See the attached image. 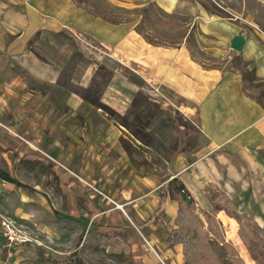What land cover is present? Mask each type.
Listing matches in <instances>:
<instances>
[{"label": "crops", "instance_id": "crops-1", "mask_svg": "<svg viewBox=\"0 0 264 264\" xmlns=\"http://www.w3.org/2000/svg\"><path fill=\"white\" fill-rule=\"evenodd\" d=\"M26 2L21 12H12L0 0L8 15L15 13L8 30L44 31L51 22L72 28L75 44L82 38L108 54L137 74L155 100L175 107L200 130L202 143L182 156L188 166L168 173L167 181L177 178L201 201L209 185L219 187L232 203L244 198L257 206L255 220L264 222V106L244 89L242 72L203 65L187 45L190 30L175 45L154 43L136 23L109 21L90 3ZM11 61L0 54V122L6 126L0 125V215L37 228L43 245L8 249L0 232L3 261L24 264L16 261L22 252L28 264H50L38 260L39 247L61 261L77 252L88 264H112L113 254L121 257L118 264H182V245L167 242L176 228L177 195L165 189L160 167L137 162L124 147L125 140L142 153L139 139L127 137L99 103L86 105L75 93L64 101L29 87L10 70ZM127 86L130 95L139 90ZM123 87L115 90L118 97ZM120 99L102 104L119 111L125 103ZM49 164L50 176L43 171ZM49 178H55L53 195Z\"/></svg>", "mask_w": 264, "mask_h": 264}, {"label": "rangeland", "instance_id": "rangeland-1", "mask_svg": "<svg viewBox=\"0 0 264 264\" xmlns=\"http://www.w3.org/2000/svg\"><path fill=\"white\" fill-rule=\"evenodd\" d=\"M77 1H83V4L90 3L94 9L105 11L103 14L109 21L136 23V29L152 42L175 45L183 42L190 30L191 35L187 45L193 56L206 67H216L224 72L253 69V74L244 83V89L250 96L261 98L264 104V85L261 84L264 83V0ZM1 2L7 3L6 8L12 12H21L20 10L27 5L26 0H1ZM146 7L148 12L144 13L143 9ZM8 13L0 4V54L11 58L10 70L14 74L23 78L29 87L43 93L51 91L52 95L64 101L69 100L72 93L83 98L86 105L104 103V99L117 102L121 101L120 97L123 98L125 103L120 102L124 105L121 110L113 108L115 112L113 114L106 109L103 111L108 112V117L115 120L114 122L127 121L131 128L137 131L143 141H137L142 153L134 149L133 156L155 164L165 174H174L186 169L188 165L182 160V156L189 155L203 139L200 130L187 116L175 107H164L161 102L155 100L152 97L153 91L137 74L108 54L99 52L82 38L78 45L75 44L76 33L72 28L51 22L49 28H45L44 31L36 30L34 27H32L33 31H28L27 27L17 31L8 30L6 23L12 21L15 16V13L13 15ZM210 20L219 22L213 24ZM236 34H243L246 38L240 51L232 48V40ZM68 42H71L74 50L72 46H68ZM63 49L67 54L60 59ZM71 79L82 82L84 86L75 84L73 87L74 83L70 82ZM127 84L138 88V92L130 95ZM121 87H123L122 95L119 94L118 97L115 90ZM122 126L121 129L127 137L133 139L135 136L129 128ZM43 171L50 176L51 164L44 165ZM54 182L55 178H49L47 182L48 188L51 187L48 193L52 195L56 192ZM165 189L176 196L175 188L170 181L166 182ZM211 190V197L226 194L219 187ZM189 193L192 195L191 192ZM206 195V199L202 201L199 196V200L193 199L196 213L204 221L206 230L212 234L208 223L200 213L201 207L209 211L213 207L210 194L206 192ZM233 203L237 214L245 213L254 220L253 228L259 240L253 242L252 254L264 264V222L255 220L260 219L255 215L258 207L251 206L244 198L235 199ZM222 226L225 239L233 244L244 261L240 250L227 238L223 223ZM3 245L4 241L0 240V264H12L3 261ZM217 252L224 264H231L220 246H217ZM16 254L19 256L16 258L18 263L28 264V261L21 260L22 252ZM249 254L258 264L255 257L250 252ZM113 257L112 264H118L122 260L115 254Z\"/></svg>", "mask_w": 264, "mask_h": 264}, {"label": "trees", "instance_id": "trees-1", "mask_svg": "<svg viewBox=\"0 0 264 264\" xmlns=\"http://www.w3.org/2000/svg\"><path fill=\"white\" fill-rule=\"evenodd\" d=\"M77 2L78 5L81 4L80 1ZM88 9L91 11V8ZM143 10L144 13L148 12L147 7ZM252 74L253 69L242 70L244 80H247V78H249V76H251ZM261 84L264 85V83ZM255 99L260 104H262V106H264L261 98ZM145 105L147 106L148 103ZM99 106L103 109L109 110L112 114L115 113L105 104L99 103ZM121 124L128 127L135 138L141 140L137 131H135V129L133 130V127L131 128L127 121H122ZM123 142L124 147L129 150L132 157L137 162H142V160L137 159L132 154V150L136 149V147H134L130 142L126 143L125 140ZM141 142L143 141L141 140ZM169 178L170 174L164 173V175L162 176V181L165 182ZM171 183L175 188L179 207L177 216L175 218L176 228L167 238V242L169 243L170 247L182 245L184 254V261L182 264H224L221 256L217 252V246H220L222 248L225 255L228 256V260L231 264H244V261L240 258L239 253L233 246V244L225 239V232L221 221L217 218V215L220 211L224 210L228 215L234 217L238 221L239 227L237 232L239 233L241 239L243 240L251 254L254 253L253 242L259 240V237L255 232V229L253 228L254 220L249 218L245 213L237 214L235 212L234 205L228 195L223 193L211 197V188L215 189V186L209 185L206 188V191L208 192V194H210L211 204L213 207L210 211L201 207L200 213L208 223L213 234L212 235L206 230L204 221L201 219L199 214L196 213L195 201L192 195L186 189L185 185L177 178L172 179ZM159 211L161 213L163 212L162 209H160ZM37 248L39 254L38 260L42 262H49L50 264L60 262H66L67 264H88L82 257L77 254V252H72L69 256L61 261L59 259L48 258L44 255V249H41L39 247ZM73 256H75V259H73ZM253 257H255V255H253ZM255 259L257 260L256 257ZM257 262L258 264H261L258 260Z\"/></svg>", "mask_w": 264, "mask_h": 264}, {"label": "built area", "instance_id": "built-area-1", "mask_svg": "<svg viewBox=\"0 0 264 264\" xmlns=\"http://www.w3.org/2000/svg\"><path fill=\"white\" fill-rule=\"evenodd\" d=\"M0 125L4 126L1 122ZM107 198L112 203H115L111 197ZM37 231V228L34 230L25 223L18 222L2 214L0 215V232L8 249L19 248L27 244L42 246L43 243L35 234Z\"/></svg>", "mask_w": 264, "mask_h": 264}, {"label": "bare ground", "instance_id": "bare-ground-1", "mask_svg": "<svg viewBox=\"0 0 264 264\" xmlns=\"http://www.w3.org/2000/svg\"><path fill=\"white\" fill-rule=\"evenodd\" d=\"M219 220L223 223L226 231L227 238L232 240L235 246L240 250V255L246 261V264H256L254 259L250 256L243 240L237 232L239 226L238 221L222 210L218 214Z\"/></svg>", "mask_w": 264, "mask_h": 264}, {"label": "water", "instance_id": "water-1", "mask_svg": "<svg viewBox=\"0 0 264 264\" xmlns=\"http://www.w3.org/2000/svg\"><path fill=\"white\" fill-rule=\"evenodd\" d=\"M245 41L246 38L243 34H236L232 40V48L237 51L242 50Z\"/></svg>", "mask_w": 264, "mask_h": 264}]
</instances>
